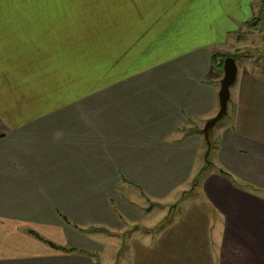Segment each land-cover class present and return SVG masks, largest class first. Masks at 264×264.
Masks as SVG:
<instances>
[{"label": "crops", "instance_id": "crops-1", "mask_svg": "<svg viewBox=\"0 0 264 264\" xmlns=\"http://www.w3.org/2000/svg\"><path fill=\"white\" fill-rule=\"evenodd\" d=\"M214 4L0 0V264H264V46L238 60L247 37L264 40V0L224 14L242 23L238 46L227 35L180 50ZM230 53L208 164L202 128ZM191 189L198 199L141 229L120 261L92 255L91 230H136L141 199Z\"/></svg>", "mask_w": 264, "mask_h": 264}, {"label": "rangeland", "instance_id": "rangeland-1", "mask_svg": "<svg viewBox=\"0 0 264 264\" xmlns=\"http://www.w3.org/2000/svg\"><path fill=\"white\" fill-rule=\"evenodd\" d=\"M228 1L229 0H222V2L225 3L223 5L214 4V5L206 6L207 11L205 12V15L201 16V21H200V24L203 30L200 31L201 30L200 29L198 32H196L197 34L195 36H192L190 39H188L189 40L188 44H187L188 40H186L185 44L184 45L182 44L180 50L184 49L186 46L191 47L193 44H196V43H204L206 40H207V43H210V40H223V39H226L225 36L227 35H229L230 39L233 42H236V46H238L237 40L232 38L233 36L231 34L233 31L235 32V34H237V32L241 34L242 32L236 31L235 29H236V26H238V28L242 26V23L240 21L238 22L232 19L229 20L230 22L227 20H224V14H232L235 17H241V16L245 17V15H247L248 12H247L246 5H243L244 0H232L230 4H228ZM8 7H12V6H8ZM116 8L118 9L119 6L117 5ZM177 8L178 6H174L173 10L175 11ZM256 15H257L256 18H260L259 28L263 29L264 18L262 16H264V4H262L261 6V11H258V14ZM244 29L246 30L247 26L244 25ZM227 30H230L229 34L226 32ZM249 38L250 40L252 39L254 41V43L251 45L248 44ZM261 39L262 38L260 37H253V38L247 37L246 38L247 42H245L246 44L244 43L245 40L244 41L241 40L240 44H245V45H248L249 47H247L248 50L244 52V54L240 56L238 55L239 56L238 60L240 62L245 61L247 54L251 52L250 50L254 46H258V49H256L255 52L256 51L259 52L263 50L261 47L264 46V40H261ZM178 40L179 38H176L174 42ZM232 44L233 43L229 40V45H232ZM161 45L163 46L162 42H161ZM178 51H177V47H175L171 52L169 50L168 54H161L160 57L161 56H164V57L172 56V55H175L176 52ZM227 56H231V53L227 54ZM249 56L250 55L248 54V57ZM259 58L261 59L262 57H259ZM229 107H230V103H229ZM226 116L227 115L225 114L214 125V129H217L218 127L226 123L227 121ZM214 129L212 127V129L208 132L210 140L212 137V130ZM211 147L212 146L210 145V148ZM212 158H213V153L209 151V154L207 155V160L205 161H208V160L210 161ZM124 192L125 194H127L126 189L124 190ZM129 192H132V190L129 189L128 193ZM196 193H197V190H192V189L191 191H188L185 194L183 192L181 193L179 190H176L172 192L170 196L163 198V200H161L159 204L153 205L152 207H151L150 202L147 203L145 199H141V201L139 202V207H141L142 217L140 218L139 221L136 222L137 224H139V228L136 230L133 229L130 231H126L125 230L126 226H125L124 231L112 230V233L110 235L101 229L91 230V232L89 233V236L90 237L92 236V238H94V240L97 243L101 244L100 245L101 250L92 252V255H94V257H98V256L101 257L102 262L104 261L107 262V258H108V261L110 260H112L113 262L120 261V260H117V257H118L117 254L123 253L125 252V250H127L128 247L126 248L125 244H128L127 242L129 241L130 238L140 236L141 229H143L144 227H150V226L154 227L157 224L162 225L166 221H170L174 219L180 213L181 209L183 207H186L187 204H189L190 200L198 199L197 196L194 197ZM135 194L137 195H135V198H132V199L138 200L139 199L138 192H135ZM172 205H176V208H174L173 211L170 213L169 210L171 209Z\"/></svg>", "mask_w": 264, "mask_h": 264}, {"label": "water", "instance_id": "water-1", "mask_svg": "<svg viewBox=\"0 0 264 264\" xmlns=\"http://www.w3.org/2000/svg\"><path fill=\"white\" fill-rule=\"evenodd\" d=\"M237 65L232 56H227L223 61V76L220 80V88L218 91L219 108L217 113L209 118L203 128L202 133L207 144L205 152L206 158L210 151L211 141L208 132L212 127L227 113V104L230 97V86L235 81Z\"/></svg>", "mask_w": 264, "mask_h": 264}, {"label": "trees", "instance_id": "trees-1", "mask_svg": "<svg viewBox=\"0 0 264 264\" xmlns=\"http://www.w3.org/2000/svg\"><path fill=\"white\" fill-rule=\"evenodd\" d=\"M227 57V55H223L222 56V60H224L225 58ZM211 149V148H210ZM209 154V153H208ZM207 162H209L210 163V161L208 160ZM53 247H56V248H58L56 245H54V244H51Z\"/></svg>", "mask_w": 264, "mask_h": 264}]
</instances>
